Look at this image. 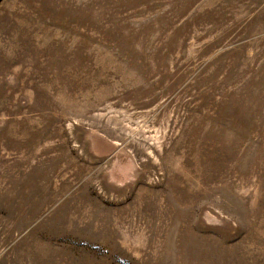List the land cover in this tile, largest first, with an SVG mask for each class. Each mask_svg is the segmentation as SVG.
I'll return each mask as SVG.
<instances>
[{
	"label": "rangeland",
	"instance_id": "374dc122",
	"mask_svg": "<svg viewBox=\"0 0 264 264\" xmlns=\"http://www.w3.org/2000/svg\"><path fill=\"white\" fill-rule=\"evenodd\" d=\"M0 264H264V0H0Z\"/></svg>",
	"mask_w": 264,
	"mask_h": 264
}]
</instances>
